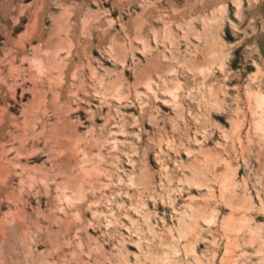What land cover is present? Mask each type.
Wrapping results in <instances>:
<instances>
[{"label": "rangeland", "instance_id": "1", "mask_svg": "<svg viewBox=\"0 0 264 264\" xmlns=\"http://www.w3.org/2000/svg\"><path fill=\"white\" fill-rule=\"evenodd\" d=\"M0 264H264V0H0Z\"/></svg>", "mask_w": 264, "mask_h": 264}]
</instances>
